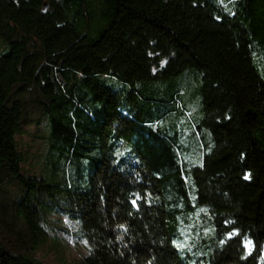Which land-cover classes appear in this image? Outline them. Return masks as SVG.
I'll return each instance as SVG.
<instances>
[{
    "label": "trees",
    "instance_id": "1",
    "mask_svg": "<svg viewBox=\"0 0 264 264\" xmlns=\"http://www.w3.org/2000/svg\"><path fill=\"white\" fill-rule=\"evenodd\" d=\"M0 42V197L30 236L0 264H40L54 216L75 264H264V0H0Z\"/></svg>",
    "mask_w": 264,
    "mask_h": 264
},
{
    "label": "rangeland",
    "instance_id": "2",
    "mask_svg": "<svg viewBox=\"0 0 264 264\" xmlns=\"http://www.w3.org/2000/svg\"><path fill=\"white\" fill-rule=\"evenodd\" d=\"M2 43L0 42V51ZM31 109V107L29 108ZM31 123L23 128L16 143L23 155L22 170L28 177H38L43 170V154L46 149V126L39 119L41 116L30 110ZM37 123V124H36ZM3 197H0V242L8 250H22L30 237L22 221L14 216L9 200L15 194L13 185H4ZM5 193V194H4ZM46 238L40 243L33 257L40 264H75L87 253L85 243L75 238L77 226L63 217H50L44 227Z\"/></svg>",
    "mask_w": 264,
    "mask_h": 264
},
{
    "label": "water",
    "instance_id": "3",
    "mask_svg": "<svg viewBox=\"0 0 264 264\" xmlns=\"http://www.w3.org/2000/svg\"><path fill=\"white\" fill-rule=\"evenodd\" d=\"M44 7H45V9L47 8V6H46V5H45Z\"/></svg>",
    "mask_w": 264,
    "mask_h": 264
}]
</instances>
